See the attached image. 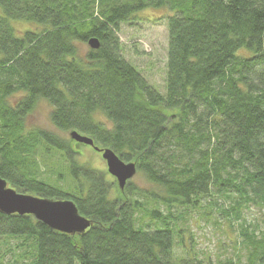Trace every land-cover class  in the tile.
<instances>
[{
  "label": "trees",
  "instance_id": "trees-1",
  "mask_svg": "<svg viewBox=\"0 0 264 264\" xmlns=\"http://www.w3.org/2000/svg\"><path fill=\"white\" fill-rule=\"evenodd\" d=\"M145 9L170 11L165 93L123 55L120 26ZM39 108L52 128L30 127ZM74 130L152 188L81 164L93 147L62 136ZM0 176L92 221L67 234L0 211V264H211L173 257L197 211L239 224V264H264V0H0Z\"/></svg>",
  "mask_w": 264,
  "mask_h": 264
},
{
  "label": "rangeland",
  "instance_id": "rangeland-1",
  "mask_svg": "<svg viewBox=\"0 0 264 264\" xmlns=\"http://www.w3.org/2000/svg\"><path fill=\"white\" fill-rule=\"evenodd\" d=\"M168 12L170 11L165 9H145L138 13V16L135 15L137 19L134 20V24L123 23L119 32L125 59L136 66L145 79L157 86L163 93H165V77H167L168 69L166 67L168 64L169 45ZM85 47L90 49L88 43L85 44ZM47 115V109L39 108L38 112L32 115L28 121L30 127L31 125H40L52 128V126H49ZM62 136L70 138V132L63 133ZM79 150L82 155L75 154L74 156L81 164L92 169H100L102 173L105 171L106 175L104 176L112 181L114 186H118L119 183L109 173L107 162L100 153L89 146H81ZM55 157L59 158L58 156ZM43 168L51 171V176L49 177L53 181L56 180L58 175L56 171L61 169L58 163H55V166L46 164ZM44 176L47 178L46 175ZM131 181L137 187L149 190L152 188L150 184L146 183L144 176L140 172ZM59 183L62 187L66 186L63 181H59ZM118 187L121 191V187ZM119 192L116 188H112V197L117 196ZM258 209L256 206H251L245 210L244 216L248 223H253L261 218L262 211ZM141 214L136 213V217L139 218ZM193 215L194 217H191V215L186 216V222L179 224L185 229L186 233L183 234L182 244L180 243L181 238L179 236L176 237L173 251L175 259L183 260L189 258L187 255L190 253L191 256L196 255L201 260L209 259L211 264H219L220 260L225 262L228 258L239 264L242 262V260H239V256L244 260V252L237 251L234 248L235 243L239 240V224L236 223L231 227L224 221L223 216L217 213L208 218L201 217L200 211L195 212Z\"/></svg>",
  "mask_w": 264,
  "mask_h": 264
},
{
  "label": "water",
  "instance_id": "water-1",
  "mask_svg": "<svg viewBox=\"0 0 264 264\" xmlns=\"http://www.w3.org/2000/svg\"><path fill=\"white\" fill-rule=\"evenodd\" d=\"M89 45L96 49L99 48L100 42L98 38H90ZM70 137L102 153L109 173L116 177L118 186L122 190L137 174V165L134 162H125L111 148L94 145L91 137L82 135L76 130L70 132ZM77 208L76 203L71 199L44 198L19 192L0 176V211L2 213L33 215L38 221L56 231L67 234L84 233L92 225V221L83 216Z\"/></svg>",
  "mask_w": 264,
  "mask_h": 264
},
{
  "label": "flooded vegetation",
  "instance_id": "flooded-vegetation-1",
  "mask_svg": "<svg viewBox=\"0 0 264 264\" xmlns=\"http://www.w3.org/2000/svg\"><path fill=\"white\" fill-rule=\"evenodd\" d=\"M116 178V177H115ZM117 180V179H116Z\"/></svg>",
  "mask_w": 264,
  "mask_h": 264
}]
</instances>
